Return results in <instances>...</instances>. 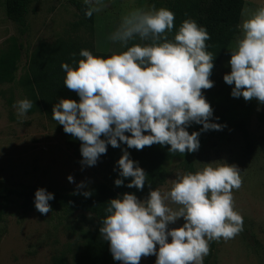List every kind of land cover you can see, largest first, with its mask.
Here are the masks:
<instances>
[{
    "label": "clouds",
    "instance_id": "clouds-1",
    "mask_svg": "<svg viewBox=\"0 0 264 264\" xmlns=\"http://www.w3.org/2000/svg\"><path fill=\"white\" fill-rule=\"evenodd\" d=\"M110 2L82 0L84 15L91 17ZM173 24L174 13L167 8H131L108 36L121 51L99 56L81 49L75 66L61 63L63 85L78 100L60 98L52 106V119L80 141L82 166H94L107 146L121 143L137 150L166 144L168 153H192L199 148V132L189 133L191 123L202 125L200 131L224 127L210 120L213 109L202 94V89L213 86L209 77L214 56L205 44L209 34L189 18L168 39ZM237 27L241 35L229 48L230 71L223 80L232 85L231 96L264 104V5ZM134 40L139 42L130 44ZM13 107L23 118L32 101L20 99ZM116 164V186L130 177L126 187H144L147 175L127 150L122 149ZM175 176L167 191L150 188L143 199L125 192L107 202L99 233L113 260L139 264L142 256L155 255L154 264H203L210 242L227 241L243 230V217L235 210L232 195L242 183L235 164H205L195 173ZM67 180L71 183L73 177L69 174ZM76 188H84L83 182ZM80 194L87 198L91 191ZM52 199L53 193L37 188L35 209L41 215L49 213ZM180 218V226L168 227Z\"/></svg>",
    "mask_w": 264,
    "mask_h": 264
},
{
    "label": "rangeland",
    "instance_id": "rangeland-1",
    "mask_svg": "<svg viewBox=\"0 0 264 264\" xmlns=\"http://www.w3.org/2000/svg\"><path fill=\"white\" fill-rule=\"evenodd\" d=\"M239 24L249 17L264 0H243ZM5 0H0V46L3 40L15 35L4 12ZM134 7L149 8L148 0H111L108 7L93 18V45L103 52L122 49L113 44L109 34L120 18ZM78 13L70 0H31L27 15L28 31L19 38L23 45L13 82L0 83V264H54L52 257L62 254L67 264L81 247L84 234L92 230V215L76 211L63 214L21 208V197L8 195L9 189L43 187L46 191H68L84 188L108 180V165L100 156L94 166H82L81 155H75L63 142L56 122L39 109L27 111L18 118L13 107L16 101L28 99L25 73L28 53L39 42H53L57 38H84L83 30L72 23ZM241 35V31L239 34ZM237 35V36H238ZM236 36V37H237ZM235 37V38H236ZM227 47L211 77L213 86L202 94L213 109L210 120L224 125L221 130L200 131L202 125L191 123L187 130L199 132V148L192 152L195 172L205 164L216 166L235 164L242 183L232 192L234 208L243 217V230L227 241H214L212 264H264V104L255 98L245 101L231 96L232 85L223 80L230 71L228 61L234 41ZM245 121L246 132L236 123ZM183 156H176L164 165V173L155 188L170 189L175 173L184 174ZM73 177V182L67 176ZM139 199L145 197L137 196ZM183 218L168 227H177ZM170 239V238H169ZM155 255L141 257L139 264H154ZM121 264V263H120Z\"/></svg>",
    "mask_w": 264,
    "mask_h": 264
},
{
    "label": "trees",
    "instance_id": "trees-1",
    "mask_svg": "<svg viewBox=\"0 0 264 264\" xmlns=\"http://www.w3.org/2000/svg\"><path fill=\"white\" fill-rule=\"evenodd\" d=\"M149 8L164 7L174 13V24L172 33H167L168 39H172L180 23L185 19H193L200 26L205 27L209 34V39L205 41L206 50L210 52L213 58V68L210 79L214 75L215 69L221 61L227 47L233 39L239 34V25L241 12L243 9V0H148ZM31 0H5L4 12L11 23L15 35L2 41L0 46V83L13 82L18 62L21 57L23 45L19 38L28 31L27 15ZM70 3L78 13V19L72 23L74 28L78 26L83 30L84 38L75 39L57 38L53 42H39L28 53L26 59L25 82L29 93L32 107L28 110L33 112L39 109L48 119H52V106L60 98L78 97L74 91L68 90L63 85L65 73L61 69L62 62L75 66L74 62L81 57V49H87L94 55L107 56L113 52H103L95 49L93 45V18L84 15L85 5L82 0H70ZM139 42L138 40L131 41ZM56 122V121H54ZM242 132H246L245 121L239 120L236 125ZM56 129L60 134L65 145L72 150L75 155H81L79 151L80 141L71 137L63 131L61 125L56 124ZM190 133V132H189ZM128 133H126L127 135ZM168 145L161 146L152 144L145 146L140 150L127 148L126 144L121 143L119 147L113 148L107 146L106 153L102 158L108 165V180L91 185L88 189H72L68 191H50L53 193V199L49 201L51 211L63 214H73L81 211L92 215L94 225L92 230L87 231L83 236L81 247L74 255L71 264H120V261L113 260L109 251L108 242L103 240L99 233L101 226L100 220L104 217L107 202L111 198L122 195L125 192L134 193L136 196L146 197L149 189H154L164 173V165L167 161L176 156H183V169L185 173H195L192 153L185 152L184 155L168 153ZM122 149L129 153L130 159L138 163L144 170L147 182L141 190L135 187H126L129 178L124 179L120 186L114 184V180L119 178V169L116 161L122 155ZM35 188L26 187L20 190L9 189L8 195L21 197V208L23 211L35 210L34 192ZM84 190H90L91 195L87 198L80 194ZM76 194H73V192ZM215 255L214 241L209 244V253L203 258V264H212ZM54 264H67L66 258L62 255L52 257Z\"/></svg>",
    "mask_w": 264,
    "mask_h": 264
}]
</instances>
